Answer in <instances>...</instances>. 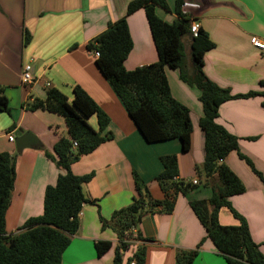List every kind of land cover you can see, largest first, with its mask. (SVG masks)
Returning a JSON list of instances; mask_svg holds the SVG:
<instances>
[{"label": "crops", "instance_id": "crops-1", "mask_svg": "<svg viewBox=\"0 0 264 264\" xmlns=\"http://www.w3.org/2000/svg\"><path fill=\"white\" fill-rule=\"evenodd\" d=\"M129 1L0 0V94L6 97L9 108L8 112L0 111V152L16 154L15 178L5 213L7 233L17 232L28 218L42 213L44 190L55 183L60 172L45 152L54 154L56 140L68 135L61 115L42 109L29 111L24 103L34 98L44 99L51 87L70 99L72 86L77 84L110 117L107 131L113 134V139L70 165L74 174L93 172L94 175L82 185L90 202L81 208L79 227L62 254L61 264H112L119 240L109 226H102L100 217L109 220L114 210L131 202L135 195L133 172L147 184L151 195L160 199L162 192L154 181L162 169L160 155L175 153L178 176L187 181L197 176L195 167L203 160L204 133L198 126L202 106L195 86H186L178 70L165 69L172 96L191 113L189 150L181 151L177 139L147 143L86 48L109 21L124 16L132 39L125 68L130 70L157 61L145 13L138 9L126 15ZM166 1L169 11L159 7L155 11L170 23L176 18L175 0ZM182 9L214 43L203 57L202 69L207 77L229 88L232 94L264 91V86L259 84L264 79V50L250 42L252 36L264 42V0H184ZM25 62L33 67L35 79L31 85H23L20 80ZM215 120L238 137L239 151L261 175L239 158L237 151L224 159L245 188L244 192L232 195L230 203L245 219L253 241L260 244L259 250L264 253V95L223 102ZM92 124L96 125L93 121ZM19 130L33 132L42 146L17 153L6 134L11 132L16 136ZM210 194L208 187L194 189L176 198L171 213L144 214L132 228L141 238L121 251L123 262L138 246H144V264H174L177 250L194 249L203 238L191 264H227L205 237L204 228L188 205L189 200L207 199ZM218 220L223 225L237 223L225 207L219 210ZM96 241L109 242V248L101 255L96 251Z\"/></svg>", "mask_w": 264, "mask_h": 264}, {"label": "trees", "instance_id": "trees-1", "mask_svg": "<svg viewBox=\"0 0 264 264\" xmlns=\"http://www.w3.org/2000/svg\"><path fill=\"white\" fill-rule=\"evenodd\" d=\"M184 0H175L173 12L176 18L168 23L156 14L159 7L169 11L166 0H130L126 15L143 9L149 32L156 50L157 61L126 69L124 62L132 48V39L126 17L109 21L106 28L94 36L86 48L97 50L95 65L109 82L121 100L128 116L147 143L177 139L180 149L187 152L191 144L192 122L187 106L175 99L170 91L165 69L178 70L179 78L199 90L202 115L198 126L203 131V160L195 167L197 184L179 178L178 156L175 153L159 156L161 171L154 177L162 198H154L146 183L133 172L135 195L131 202L114 210L102 226H109L119 240L112 264H144L145 247L138 246L123 262L121 251L129 248L131 238H141L132 232L144 214L158 211L172 212L176 198L186 196L201 187L210 188L207 199L189 200L188 205L205 230L218 253L227 264H264L260 244L253 241L245 219L232 207L230 197L245 191L239 177L225 164V157L237 151L251 169L261 177L251 160L239 151L238 137L216 122L219 106L231 99L264 95V91L250 90L232 94L203 72V57L214 47L207 32L199 27L192 40L187 35L191 18L183 11ZM25 32V39L28 38ZM264 86V79L259 81ZM26 110L42 109L57 113L64 118L67 136L59 137L53 145V153L45 152L60 172L53 185L46 186L43 194L42 213L28 218L15 233L5 229V213L15 178V153L0 152V264H61L64 250L71 236L79 227V213L84 203L90 202L83 193L82 185L89 182L94 173L77 175L70 165L80 156L92 152L99 145L113 139L107 127L110 117L79 85L72 86L69 99L56 88H49L44 99L34 98L25 102ZM7 99L0 94V111L8 112ZM95 116V120H93ZM92 121L95 122L93 127ZM76 146L73 147V142ZM203 179V181H202ZM263 183H264V179ZM202 182L204 186L199 185ZM227 210L237 223H219L221 208ZM203 238L194 249H179L174 264H191ZM99 255L109 248L108 241H96Z\"/></svg>", "mask_w": 264, "mask_h": 264}, {"label": "built area", "instance_id": "built-area-1", "mask_svg": "<svg viewBox=\"0 0 264 264\" xmlns=\"http://www.w3.org/2000/svg\"><path fill=\"white\" fill-rule=\"evenodd\" d=\"M198 29H199V24L196 21H192L190 24V28H189V33L191 34L192 37H196L198 34ZM250 42L251 44L256 47L259 50H264V42L262 40H260L259 38L252 36L250 38ZM92 54V56L94 57H98L99 56V52L97 50H92L90 52ZM20 79H21V83L23 85H31L34 82V74H33V67L30 64V62H25L22 65V70H21V74H20ZM49 84L48 82L45 83V86L47 87ZM7 138L10 142H13L14 139V135L11 132H7ZM77 144L74 141L73 142V147H75ZM192 184H197V179H192L191 180ZM133 232V229H131ZM137 240L135 238H131L129 239V242L135 243ZM129 264H135V260H132Z\"/></svg>", "mask_w": 264, "mask_h": 264}, {"label": "water", "instance_id": "water-1", "mask_svg": "<svg viewBox=\"0 0 264 264\" xmlns=\"http://www.w3.org/2000/svg\"><path fill=\"white\" fill-rule=\"evenodd\" d=\"M187 38L190 41L193 37L188 33ZM13 143L17 153L25 148L37 149L42 146L39 138L29 130H19V133L14 136Z\"/></svg>", "mask_w": 264, "mask_h": 264}, {"label": "rangeland", "instance_id": "rangeland-1", "mask_svg": "<svg viewBox=\"0 0 264 264\" xmlns=\"http://www.w3.org/2000/svg\"><path fill=\"white\" fill-rule=\"evenodd\" d=\"M181 80V79H180ZM182 81V80H181ZM186 86H188V87H192V85H189L187 82H184V81H182ZM84 90V89H83ZM118 99H119V97H118ZM120 100V99H119ZM120 102H121V100H120ZM122 103V102H121ZM93 120H95V122H96V119H95V116H93ZM4 133V132H3ZM2 140V139H1ZM3 141V140H2ZM6 141H7V138H6ZM8 142V141H7ZM14 145V144H13ZM195 178H197L198 179V177L196 176ZM202 181H203V179H202ZM199 185H201V186H204L203 185V183L202 182H200L199 183ZM203 188L204 187H201V188H199V190H203Z\"/></svg>", "mask_w": 264, "mask_h": 264}, {"label": "clouds", "instance_id": "clouds-1", "mask_svg": "<svg viewBox=\"0 0 264 264\" xmlns=\"http://www.w3.org/2000/svg\"><path fill=\"white\" fill-rule=\"evenodd\" d=\"M192 22V21H191ZM21 74V73H20ZM21 80V79H20ZM193 179H197V178H193ZM189 182H191V181H189ZM136 239V238H135Z\"/></svg>", "mask_w": 264, "mask_h": 264}]
</instances>
